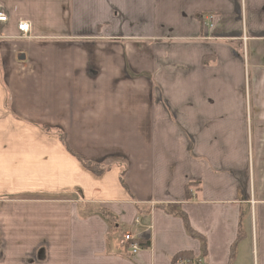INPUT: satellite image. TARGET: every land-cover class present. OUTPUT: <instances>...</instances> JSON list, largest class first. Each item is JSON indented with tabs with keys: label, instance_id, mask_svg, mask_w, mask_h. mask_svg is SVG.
Returning <instances> with one entry per match:
<instances>
[{
	"label": "crops",
	"instance_id": "0c3cea01",
	"mask_svg": "<svg viewBox=\"0 0 264 264\" xmlns=\"http://www.w3.org/2000/svg\"><path fill=\"white\" fill-rule=\"evenodd\" d=\"M1 4L0 264H264V0Z\"/></svg>",
	"mask_w": 264,
	"mask_h": 264
},
{
	"label": "built area",
	"instance_id": "2783aa9c",
	"mask_svg": "<svg viewBox=\"0 0 264 264\" xmlns=\"http://www.w3.org/2000/svg\"><path fill=\"white\" fill-rule=\"evenodd\" d=\"M244 14V12H243ZM213 14H208L205 17V23L208 25V27H211L213 25ZM10 20L9 13L3 8L0 0V28L5 23H8ZM18 30L24 37H30L31 36V23L27 20H21L18 23ZM139 223L138 219L135 220L134 225H137ZM122 242L124 245H127L131 252L133 254L137 253L141 248V244L139 243L136 235L132 232H126L123 235ZM174 264H199L194 259H187L178 257Z\"/></svg>",
	"mask_w": 264,
	"mask_h": 264
},
{
	"label": "trees",
	"instance_id": "16d2710c",
	"mask_svg": "<svg viewBox=\"0 0 264 264\" xmlns=\"http://www.w3.org/2000/svg\"><path fill=\"white\" fill-rule=\"evenodd\" d=\"M82 161L84 162V165L88 169H90L92 171H95L97 173H102L105 170V168L103 166H99V165L94 164V163H92V162H90L88 160H84L83 159ZM167 211L169 213H172V214L181 216L184 219V221H185V225H186V228H187L188 232L192 236L199 238L202 241V243H203V247H205V240H204V238H202V236L199 233H197L196 231H194L191 228L190 223H189L188 218H187V215L182 210H180L179 207H177V205H171V206H169V208L167 209ZM235 251H236V244L232 248V256L234 255Z\"/></svg>",
	"mask_w": 264,
	"mask_h": 264
}]
</instances>
